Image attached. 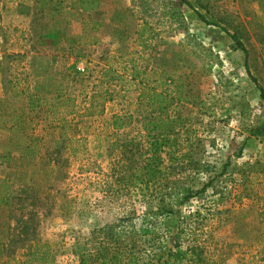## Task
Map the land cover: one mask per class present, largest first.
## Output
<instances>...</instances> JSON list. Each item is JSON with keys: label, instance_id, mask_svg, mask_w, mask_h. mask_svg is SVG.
Masks as SVG:
<instances>
[{"label": "rangeland", "instance_id": "1", "mask_svg": "<svg viewBox=\"0 0 264 264\" xmlns=\"http://www.w3.org/2000/svg\"><path fill=\"white\" fill-rule=\"evenodd\" d=\"M73 1L52 0L39 11L35 0H0V112L33 118L40 136L37 157L9 168L10 133L0 124V177H12L22 208L10 218L0 212V222L6 220L0 223V263L36 264L29 260L36 243L43 264H79L78 249L89 255L88 264H112L103 257L106 233L98 229L117 219L120 207L103 203L101 189L111 164H126L131 152L132 167H141L132 171L141 178L118 185L121 201L157 195L170 159L182 176L196 179L197 193L174 218L164 216L155 226L165 235L159 247L167 264H198L200 249L174 247L179 224L215 264H264V99L257 87L264 89V0H186L193 8L178 0H145L143 8L136 0H101L96 12L73 10ZM226 32L248 49L247 64ZM128 57H137L151 78L167 73L172 86L182 85L168 116L175 118L177 135L171 147L152 137L158 135L140 136L145 112L136 107L128 125L109 131L110 116L128 110L138 89L127 78L110 87L115 98L102 116L69 117L63 129L36 106L37 95H53L59 87L85 100L100 71L111 64L123 73ZM113 138L121 147L134 140L132 147L140 143L172 155H163L160 172L151 176L135 148L112 152ZM30 217L28 234L21 236L17 221Z\"/></svg>", "mask_w": 264, "mask_h": 264}, {"label": "trees", "instance_id": "2", "mask_svg": "<svg viewBox=\"0 0 264 264\" xmlns=\"http://www.w3.org/2000/svg\"><path fill=\"white\" fill-rule=\"evenodd\" d=\"M136 1H138L139 8H143L145 0ZM178 2L193 8L186 0H178ZM51 3L52 0H35L36 9L39 11L49 9ZM100 3L101 0H74L71 3V9L96 12L100 9ZM175 7L178 8L177 4H175ZM199 17L202 18V15L199 14ZM101 24L99 21H93L92 23L93 26ZM141 29L140 34L138 32L140 40H142L141 35L144 31L143 27ZM227 34L234 41L235 48L244 53L245 64H247L248 49L235 34ZM137 57H128L127 60H124L123 63L129 64V66L123 67V73H120L113 65L107 64L99 73L95 89L81 102L65 93L62 87H59L53 95H37L36 106L43 110L45 119L49 117L53 122L57 123L60 129H63L65 124L68 123L67 118L69 117L80 119L102 116L106 105L115 98L114 91L110 87L116 86L118 81L127 78V84H135V86H138V89L135 92V96L128 99V110L125 108L122 109L121 113H114L110 116L107 121L109 131L111 133L116 132L128 125L133 119L130 108L136 107L145 112L139 121L138 130L139 134L144 132L145 136H140L146 138L152 134L158 135L152 137L155 139L160 137L162 142L164 141V144H167V148L171 147L176 142L177 135L173 131V121L175 118L172 119L168 116L171 113V106L175 100H181L182 85L172 86V79L167 73H162L159 76L154 72L157 75L151 78V76L147 75L145 69L140 68L135 60ZM251 78L256 82L254 77ZM257 87L261 98L264 99V89L259 84H257ZM0 115L3 118L0 124L7 127L10 133L9 142L12 154L9 157L8 167L14 168L17 166V162L35 159L40 151V136L36 133L38 123L22 112L11 115H3L0 112ZM69 126L73 127L72 124ZM156 131H158V134ZM127 143L130 144L127 145ZM127 143H123L121 147L119 146V141L113 138L110 145L111 151L114 152V150L120 148L121 150L130 152L135 148L137 153H139V158L143 162L146 161L142 169L151 170V176H155V173L160 172L158 165L161 163V157L168 153L172 155V152H170L172 150L162 152L160 149H154L151 151V149L141 147L140 143L132 147L134 140H128ZM129 154L130 157H128L126 164L117 167V164L113 163L104 175L103 189L101 190H103L105 196L102 197V202L108 205H119L120 213H118V217L114 221H103L98 229L101 233H106L107 246L105 249H102L104 252L103 257L112 262V264H167L160 250L165 235L157 233L155 226L162 224L163 221L161 219L164 216L173 215L174 218L177 213L176 209L189 201L197 193V190L194 191L193 189L196 179L194 176L191 179H188V176H182L181 170L183 169H181L179 164H175L173 159H170L169 165L167 164V166L164 165L163 167L167 172L164 187L162 189L158 188L159 195L143 194L140 198L134 199V202L129 204L125 200L121 201L118 185L123 186L124 183L128 184L131 176L141 178L140 176H135L137 173L133 172L134 170L132 171V169H135L140 172L141 167L135 168V165L132 167V153L130 152ZM145 154L147 156H144ZM109 155L111 156V154ZM133 156L135 155L133 154ZM117 158L118 154L116 153L112 159L117 160ZM13 186L14 182L10 175L0 177V212H8V218L12 217L15 211L22 209L20 205H17V201L20 198L14 195ZM205 186H202L203 190ZM259 217L264 222V210L260 211ZM30 219L31 217L27 221H17V225H21L19 231L21 236L28 234L31 227ZM4 221L6 220L3 218L0 223H4ZM174 228L176 230L173 238L174 247H184L185 245L194 250L200 249L201 254L199 255L198 264H215L212 257L204 254L205 247L201 246L194 238L189 239L190 235L184 233L185 230L180 224L175 225ZM78 244L74 243L73 245L78 247ZM159 245L161 246L159 247ZM79 251L82 250L78 249L76 253L79 256V264H88L89 255L80 253ZM98 255L100 253H96L95 258H98ZM29 260L36 264L46 262L44 255L39 252V246L36 243H33L31 246ZM6 262L7 260L2 261L0 264H6Z\"/></svg>", "mask_w": 264, "mask_h": 264}]
</instances>
